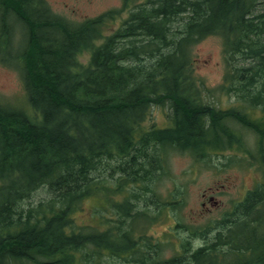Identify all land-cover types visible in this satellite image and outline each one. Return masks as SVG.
<instances>
[{
    "label": "trees",
    "instance_id": "obj_1",
    "mask_svg": "<svg viewBox=\"0 0 264 264\" xmlns=\"http://www.w3.org/2000/svg\"><path fill=\"white\" fill-rule=\"evenodd\" d=\"M127 8L128 17L106 34ZM1 11H14L27 26L17 60L38 118L0 103V264L39 256L50 259L40 264H105L102 250L124 264H264V236L248 220L264 203V183L236 210L246 219L237 213L225 218V233L186 263L152 257L150 242L133 227L128 199L114 204L117 218L103 230L78 225L76 203L95 192L91 172L103 159L118 156L126 165L121 171L134 177L160 159L150 147L188 150L195 158L236 148L255 165L237 125L257 134L256 155L264 165V0H123V7L79 24L45 0H0ZM213 34L224 39L222 88L236 100L228 107L203 97L206 85L191 66L190 48ZM6 43L0 44L4 58ZM85 50L88 63L78 57ZM153 106L169 107L168 125L147 126ZM46 184L60 193L50 216L31 227L29 219L22 225L13 220L12 205ZM12 225L19 229L11 232ZM92 247L95 254L87 253Z\"/></svg>",
    "mask_w": 264,
    "mask_h": 264
},
{
    "label": "rangeland",
    "instance_id": "obj_2",
    "mask_svg": "<svg viewBox=\"0 0 264 264\" xmlns=\"http://www.w3.org/2000/svg\"><path fill=\"white\" fill-rule=\"evenodd\" d=\"M45 1L53 12L75 24L94 18L106 11L123 7V0ZM0 14L3 21L6 22L7 28L14 31L7 51L11 55H17L26 27L21 23L20 27H15V29L14 23L19 26L20 21L17 18L14 23L10 21L11 13L1 11ZM128 14L129 8L125 9L112 24L106 27L103 25L104 32L110 34L121 25ZM25 44L26 42L24 46ZM190 53L193 74L207 88L202 93L203 97L220 107L233 105L236 102L235 98L222 88L227 67L224 39L215 34L206 36L190 48ZM90 56L89 50L78 54L79 60L83 63H88ZM8 58V55L6 58L0 55V103L12 108H23L38 118L37 112L32 110L27 100L20 69L21 63H18L14 58L9 61ZM18 64L19 66H17ZM168 108V106H153L152 115L146 121L147 126L153 123L159 126L167 125ZM253 111L254 116L261 115L259 111ZM237 126L245 137L248 150L255 154V165H252L249 154L237 149L214 153L204 161H197L188 151L164 148L165 172L156 167V160L149 161L146 164L147 169H142L139 172L138 179H143V183L140 180L137 181L133 184L134 189L130 188L127 192L130 183L127 181L129 176L126 173H121L122 166H126L122 165L123 160L121 158L103 159L105 164L101 167L99 165L97 170L94 169L91 172L92 180L99 186L97 192L88 199L84 197L80 202H76L79 203L77 208H82L77 215L78 225L83 228L94 227L99 230L107 225L105 223L107 216L113 217V213L117 209L114 203L117 201L134 200L140 206L145 202L158 200L159 205L157 206L154 202L150 209L144 211V216L134 222L133 227L139 235L159 242L157 249H152L149 245L151 243L147 246V249L156 255L152 257L157 261L179 257L183 261L191 259L194 250L201 244L206 245L207 241L216 237L218 233L216 228L221 227L220 223L226 216L233 217L234 205L243 199L246 192L258 183L264 182V165L256 155L257 134L242 125ZM150 150V152H154L153 148ZM158 150L162 152V148H158ZM48 184L41 185L31 194L15 202L12 205L14 213L11 211L13 217L21 216L22 219L28 217V213L39 216L42 210L49 211L52 205L54 207L59 205L60 193L54 194ZM146 185L150 186L148 190L152 189L156 194L152 191L145 193L142 189ZM135 193L139 194L136 200ZM153 194H155L154 198ZM208 195H214L220 202L218 207L207 203L208 207L213 208L212 211L207 206H202V202L208 200ZM257 212H262L264 215V203L255 210V214ZM92 248L86 252L95 254V247ZM108 254L103 250L98 253L105 264H113L114 260L117 264H124L118 258L112 259ZM154 263L151 261V264ZM23 264L40 263L26 262Z\"/></svg>",
    "mask_w": 264,
    "mask_h": 264
},
{
    "label": "flooded vegetation",
    "instance_id": "obj_3",
    "mask_svg": "<svg viewBox=\"0 0 264 264\" xmlns=\"http://www.w3.org/2000/svg\"><path fill=\"white\" fill-rule=\"evenodd\" d=\"M208 201L211 202L212 205H216L214 207H218L219 206V202L218 200L213 196V195H210L208 197ZM207 204V202H203V206H205ZM209 210H211V208H209Z\"/></svg>",
    "mask_w": 264,
    "mask_h": 264
},
{
    "label": "bare ground",
    "instance_id": "obj_4",
    "mask_svg": "<svg viewBox=\"0 0 264 264\" xmlns=\"http://www.w3.org/2000/svg\"><path fill=\"white\" fill-rule=\"evenodd\" d=\"M144 148V147H143ZM143 148H141V150L143 149ZM144 149H146V148H144ZM143 149V150H144ZM141 150H138L137 152H136V155H140V152H141ZM140 151V152H139ZM18 202V201H17ZM11 211L14 213V207L12 206V208H11ZM192 260H190V259H187V261H184V263H186V262H191Z\"/></svg>",
    "mask_w": 264,
    "mask_h": 264
}]
</instances>
